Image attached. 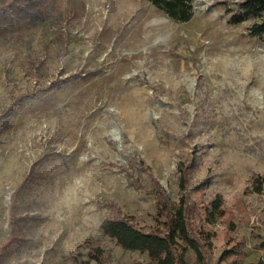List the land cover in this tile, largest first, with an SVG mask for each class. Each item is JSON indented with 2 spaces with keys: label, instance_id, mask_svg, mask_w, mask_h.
I'll use <instances>...</instances> for the list:
<instances>
[{
  "label": "rangeland",
  "instance_id": "obj_1",
  "mask_svg": "<svg viewBox=\"0 0 264 264\" xmlns=\"http://www.w3.org/2000/svg\"><path fill=\"white\" fill-rule=\"evenodd\" d=\"M37 1L46 19L0 13V264H73L83 243L148 261L101 224L165 228L156 182L178 206L183 175L210 247L180 264H264V37L229 21L241 0H193L188 21L150 0Z\"/></svg>",
  "mask_w": 264,
  "mask_h": 264
},
{
  "label": "trees",
  "instance_id": "obj_2",
  "mask_svg": "<svg viewBox=\"0 0 264 264\" xmlns=\"http://www.w3.org/2000/svg\"><path fill=\"white\" fill-rule=\"evenodd\" d=\"M157 8L164 11L168 16L177 21H188L194 14L193 0H150ZM235 6H228L231 23H240L252 19L249 26L251 35L264 37V0H241L235 2ZM0 13L12 17L28 18L32 21L46 19V11L37 0H4L0 1ZM21 97L18 98L20 100ZM17 100V101H18ZM19 102L13 104L18 106ZM186 177L182 176L181 186L185 192L178 206L165 192L163 187L156 182L158 187V219L165 225V228L145 231L136 223L118 213L114 218L105 219L101 224L102 231L115 239L124 248L147 251L150 260L138 264H180L183 261L185 247L192 246L197 249L201 257L208 253L210 244L203 240L201 230L195 229L194 221L198 216V208L191 206L187 190ZM253 189L257 192L264 191V176L255 180ZM214 210L221 215L224 209L221 208V201L215 198L211 201ZM186 242V245L180 242ZM264 241V240H263ZM264 243V242H263ZM86 252L78 250L74 253L73 264H109L104 249L100 245L82 244ZM233 250L223 252L218 264L226 256L234 254ZM232 264H236L233 262Z\"/></svg>",
  "mask_w": 264,
  "mask_h": 264
},
{
  "label": "bare ground",
  "instance_id": "obj_3",
  "mask_svg": "<svg viewBox=\"0 0 264 264\" xmlns=\"http://www.w3.org/2000/svg\"><path fill=\"white\" fill-rule=\"evenodd\" d=\"M161 26L165 27L166 25L164 23H160ZM156 26V24H153V25H149V29H154ZM150 37V35H146L145 37L142 38V40H146Z\"/></svg>",
  "mask_w": 264,
  "mask_h": 264
}]
</instances>
